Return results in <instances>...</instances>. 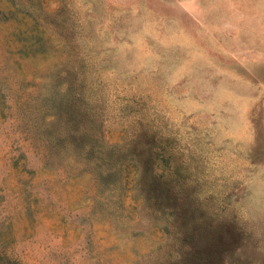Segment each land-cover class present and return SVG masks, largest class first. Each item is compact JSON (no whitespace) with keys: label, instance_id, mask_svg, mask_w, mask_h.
I'll return each instance as SVG.
<instances>
[{"label":"rangeland","instance_id":"374dc122","mask_svg":"<svg viewBox=\"0 0 264 264\" xmlns=\"http://www.w3.org/2000/svg\"><path fill=\"white\" fill-rule=\"evenodd\" d=\"M0 264H264V0H0Z\"/></svg>","mask_w":264,"mask_h":264},{"label":"trees","instance_id":"16d2710c","mask_svg":"<svg viewBox=\"0 0 264 264\" xmlns=\"http://www.w3.org/2000/svg\"><path fill=\"white\" fill-rule=\"evenodd\" d=\"M33 6H34V4H33ZM35 7V6H34ZM35 9V8H34ZM36 9H37V7H36ZM37 13L39 14V12L37 11ZM34 19H37V17L35 16V15H33L32 16ZM38 20V19H37Z\"/></svg>","mask_w":264,"mask_h":264}]
</instances>
